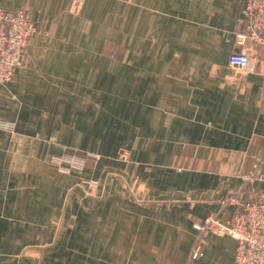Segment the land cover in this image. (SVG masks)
<instances>
[{"label":"crops","instance_id":"0c3cea01","mask_svg":"<svg viewBox=\"0 0 264 264\" xmlns=\"http://www.w3.org/2000/svg\"><path fill=\"white\" fill-rule=\"evenodd\" d=\"M72 2L0 0L35 26L0 84V264H235L229 236L190 252L227 193L264 197V47L246 76L227 66L245 0ZM76 139L101 160L60 172L49 158Z\"/></svg>","mask_w":264,"mask_h":264},{"label":"built area","instance_id":"2783aa9c","mask_svg":"<svg viewBox=\"0 0 264 264\" xmlns=\"http://www.w3.org/2000/svg\"><path fill=\"white\" fill-rule=\"evenodd\" d=\"M72 11L76 13V5ZM34 30V23L25 9L0 5V84L11 81L15 71L24 66V50ZM234 44L235 50L229 54L227 66L241 78L254 67L252 60L255 58L253 54L256 47H264V0H245ZM0 125L7 129L12 127L7 122ZM129 154V151L121 150L123 157ZM63 158L65 162H62V166L69 171L83 167L82 161ZM83 182L91 190L97 187L96 180ZM219 203L221 206L231 205L233 212L228 219L221 220L218 212L212 210L202 221L193 224L198 238L191 248L190 258L196 260L203 255L201 236L211 232L229 236L236 241L235 264H264V197L244 198L238 190H233Z\"/></svg>","mask_w":264,"mask_h":264},{"label":"rangeland","instance_id":"374dc122","mask_svg":"<svg viewBox=\"0 0 264 264\" xmlns=\"http://www.w3.org/2000/svg\"><path fill=\"white\" fill-rule=\"evenodd\" d=\"M105 2L104 1H98L97 4H99L100 6H104ZM116 4L118 3H113V8H115ZM76 5V16L79 17L81 16L80 14H82V8L84 5V0H73L71 6H70V12L75 14L72 10L74 8V6ZM94 14L97 15L94 12H91V19L92 17H94ZM120 13L119 11L115 8L113 10V12L111 13H106L105 15V20L107 22V24L109 25L112 22V29L107 30L108 34L114 37H117L119 35L120 32ZM110 18V19H109ZM111 20V21H110ZM81 32H84L85 29L80 28ZM94 31V30H93ZM96 34L90 33V35L92 36H98V32L99 30H95ZM27 63V60H25V64ZM24 64V66H25ZM85 134L81 131L76 130V136L77 137H83ZM94 143L96 142H89V141H82V140H78L76 139V154H69V153H63V154H53L50 156L49 158V163L53 164L54 166H56L57 170H59L60 172H64V173H69V170L67 168H65L64 166H62V162H65V159L63 158V156L65 158H74L76 159V162L78 161H82V165L83 167L80 169H76V170H82L83 168H94L101 160L100 154L99 152L95 151V150H91L92 146L94 145ZM93 144V145H92ZM98 144V143H97ZM121 150H126L127 152L129 151L128 148H121ZM121 150L120 153L118 155V157L122 160H127L130 158V154L129 156L123 157V155H121ZM126 158V159H123ZM85 180H89V179H85ZM83 181V180H82ZM97 185H98V181L96 180ZM87 192H90L89 190Z\"/></svg>","mask_w":264,"mask_h":264}]
</instances>
